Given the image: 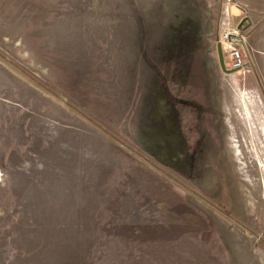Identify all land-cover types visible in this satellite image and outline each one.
<instances>
[{
    "label": "rangeland",
    "instance_id": "obj_1",
    "mask_svg": "<svg viewBox=\"0 0 264 264\" xmlns=\"http://www.w3.org/2000/svg\"><path fill=\"white\" fill-rule=\"evenodd\" d=\"M0 264H264V0H0Z\"/></svg>",
    "mask_w": 264,
    "mask_h": 264
},
{
    "label": "built area",
    "instance_id": "obj_2",
    "mask_svg": "<svg viewBox=\"0 0 264 264\" xmlns=\"http://www.w3.org/2000/svg\"><path fill=\"white\" fill-rule=\"evenodd\" d=\"M223 23L224 27L219 34V41L222 44V48L223 43L226 44V47L223 48L224 57L226 58V60H231L232 68H244L245 61L242 57V50L244 47L237 41L239 30L233 26H230L228 22L224 21Z\"/></svg>",
    "mask_w": 264,
    "mask_h": 264
},
{
    "label": "water",
    "instance_id": "obj_3",
    "mask_svg": "<svg viewBox=\"0 0 264 264\" xmlns=\"http://www.w3.org/2000/svg\"><path fill=\"white\" fill-rule=\"evenodd\" d=\"M217 46H218L219 60H220V64H221L222 69L225 72H228V73H231V72L236 71L237 69H235V68H228L226 66L225 58H224V52H223L222 44H221L220 41H218V45Z\"/></svg>",
    "mask_w": 264,
    "mask_h": 264
},
{
    "label": "flooded vegetation",
    "instance_id": "obj_4",
    "mask_svg": "<svg viewBox=\"0 0 264 264\" xmlns=\"http://www.w3.org/2000/svg\"><path fill=\"white\" fill-rule=\"evenodd\" d=\"M198 150H199L198 148H195V149L191 148V153L189 155V163H188L189 170H191V171H192V168H194V166H195V163H196V155L198 154L197 153ZM193 151L196 154H194ZM190 189H192V188H190Z\"/></svg>",
    "mask_w": 264,
    "mask_h": 264
},
{
    "label": "bare ground",
    "instance_id": "obj_5",
    "mask_svg": "<svg viewBox=\"0 0 264 264\" xmlns=\"http://www.w3.org/2000/svg\"><path fill=\"white\" fill-rule=\"evenodd\" d=\"M225 45V43H223ZM243 69V68H242Z\"/></svg>",
    "mask_w": 264,
    "mask_h": 264
}]
</instances>
